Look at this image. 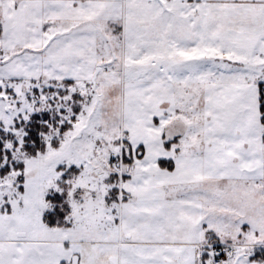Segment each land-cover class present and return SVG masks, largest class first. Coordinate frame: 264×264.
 <instances>
[{
    "label": "snow or ice",
    "instance_id": "1",
    "mask_svg": "<svg viewBox=\"0 0 264 264\" xmlns=\"http://www.w3.org/2000/svg\"><path fill=\"white\" fill-rule=\"evenodd\" d=\"M0 264H264V0H0Z\"/></svg>",
    "mask_w": 264,
    "mask_h": 264
}]
</instances>
